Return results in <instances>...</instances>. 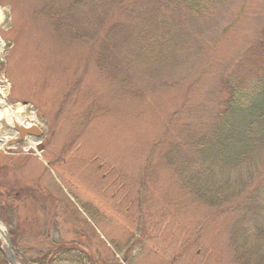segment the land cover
<instances>
[{"label":"rangeland","instance_id":"obj_1","mask_svg":"<svg viewBox=\"0 0 264 264\" xmlns=\"http://www.w3.org/2000/svg\"><path fill=\"white\" fill-rule=\"evenodd\" d=\"M47 8L0 0V97L16 109L27 103L21 123L42 132L40 153L23 141L0 149V218L17 264L62 243L98 264H238L228 236L239 210L193 200L175 167L185 159L180 143L207 132L235 80L245 91L260 82L264 0L221 1L213 27L187 23L190 39L174 42L190 48L158 63L112 51L125 38L116 30L92 39L91 10H74V25L59 30ZM172 146L175 167L164 158ZM75 254L53 264H78Z\"/></svg>","mask_w":264,"mask_h":264},{"label":"trees","instance_id":"obj_2","mask_svg":"<svg viewBox=\"0 0 264 264\" xmlns=\"http://www.w3.org/2000/svg\"><path fill=\"white\" fill-rule=\"evenodd\" d=\"M221 1L45 0V4L56 29H66V25H60L66 20L74 25V10L88 9L96 25L92 39L98 37V30L103 27L116 30L125 38L115 40L112 51L125 47L132 52L130 58L158 63L190 48L174 42L181 37L190 39L189 32L185 31L187 23L213 27V17ZM55 4L60 8L54 9ZM259 42L260 56L253 66L260 82L245 91L244 83L235 80L237 87L225 96L228 98L225 108L215 114L207 132L196 135L194 130L190 131L186 141L180 143L185 159L179 167L172 164L174 157L180 155L173 146L164 157L175 167L182 189L193 200L216 210L225 211L229 206L239 210L228 236L233 259L238 264H264V33ZM101 50L105 53L103 47ZM2 195L0 193V207L5 202ZM1 219L7 223L5 218ZM10 235L15 247L13 231ZM55 249L58 251L46 252L35 262L66 261L78 248L62 243ZM77 251L75 262L78 264L99 263L86 250ZM0 264H8L1 252Z\"/></svg>","mask_w":264,"mask_h":264},{"label":"bare ground","instance_id":"obj_3","mask_svg":"<svg viewBox=\"0 0 264 264\" xmlns=\"http://www.w3.org/2000/svg\"><path fill=\"white\" fill-rule=\"evenodd\" d=\"M1 18V17H0ZM3 50V43L0 41V54ZM3 97H0V122L2 119V116H5V118L0 123V126L2 127V124L4 122V125L8 126V129L11 130L14 124L21 123V120L19 117H21V112L19 109H21L20 106H17V109L11 106H8L4 103ZM23 110V109H22ZM33 113L27 112V116L29 118H32ZM35 116H33L34 118ZM29 124V123H27ZM4 128V127H3ZM4 134L7 136V134H11L9 132H4ZM1 137L0 136V149H4L6 147L7 142H9L10 137ZM15 134H12V137H14ZM26 147H34L37 144V141L34 138L26 139L24 141ZM4 233V229L2 226H0V233Z\"/></svg>","mask_w":264,"mask_h":264},{"label":"water","instance_id":"obj_4","mask_svg":"<svg viewBox=\"0 0 264 264\" xmlns=\"http://www.w3.org/2000/svg\"><path fill=\"white\" fill-rule=\"evenodd\" d=\"M14 130L19 133L21 138L24 137V135H26V134L34 135V136L40 135V132L35 127L26 128V127L15 126ZM38 150H40V147H38ZM0 226H3L5 228L4 233L1 232V235H2V238H3L5 245H6L5 250L1 249V248H0V250H1L4 258L8 261L9 264H17V262L14 258L13 247L11 244L9 232H8L7 228L2 224V222H0Z\"/></svg>","mask_w":264,"mask_h":264},{"label":"flooded vegetation","instance_id":"obj_5","mask_svg":"<svg viewBox=\"0 0 264 264\" xmlns=\"http://www.w3.org/2000/svg\"><path fill=\"white\" fill-rule=\"evenodd\" d=\"M134 242H136L135 244H137V243L139 244V240H136V239H135Z\"/></svg>","mask_w":264,"mask_h":264}]
</instances>
